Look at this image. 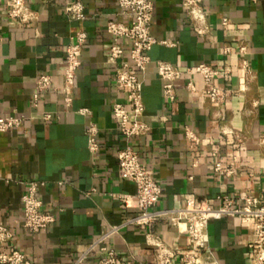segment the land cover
I'll return each instance as SVG.
<instances>
[{
  "label": "crops",
  "instance_id": "0c3cea01",
  "mask_svg": "<svg viewBox=\"0 0 264 264\" xmlns=\"http://www.w3.org/2000/svg\"><path fill=\"white\" fill-rule=\"evenodd\" d=\"M70 1L24 0L36 19L20 23L7 17V2L0 0V118L24 117L18 129L0 134V225L13 233L9 242L0 243V250H17L31 264H75L84 254L80 264H96L98 246L87 252L89 247L111 227L120 226L102 245L126 264H155L147 235L177 253L188 249L185 221H171L172 211L185 207L186 195L198 199L226 195L240 207L243 195L264 191V0H203L202 34L182 0H151V33L168 45L151 47L144 74L134 70L144 79V121L150 130L131 138L130 145L161 188L153 210L167 214L147 226L127 224L141 207L135 184L121 176L116 160L117 150L126 143L117 131L112 106L127 103L124 91L114 83L106 25L126 19L119 15L115 0H82L86 18L76 21L65 12ZM223 19H228L227 26ZM80 30L87 41L74 100L67 107L61 90L64 59L70 37ZM239 41L246 43L245 58L255 73L242 93L237 91L244 82L238 56L222 53L223 45ZM157 61L181 72L172 102L162 97ZM199 63L222 71L215 81L225 94L219 105L201 95V77L187 73ZM40 75L50 77L51 87L33 104L34 82ZM188 82L195 93L186 90ZM80 109L90 114L82 116ZM45 112L58 120L42 121ZM90 123L98 128L95 153L88 150L85 136ZM184 126L198 141L185 138ZM216 163L222 169L235 168L236 173H215ZM31 180L44 183L38 189L42 211L55 219L35 234L22 226L21 198ZM252 232L251 221L236 217L210 221L207 249L218 264H254L248 247Z\"/></svg>",
  "mask_w": 264,
  "mask_h": 264
},
{
  "label": "built area",
  "instance_id": "2783aa9c",
  "mask_svg": "<svg viewBox=\"0 0 264 264\" xmlns=\"http://www.w3.org/2000/svg\"><path fill=\"white\" fill-rule=\"evenodd\" d=\"M8 10L7 17L20 23L30 22L36 19L35 13L26 6L24 0H6ZM118 13L126 19L125 22L109 21L106 32L111 37V45L108 52L110 63L114 68V83L124 91L127 105L115 103L112 106V115L117 131L125 141V146L116 152L118 171L125 179L130 180L136 187V198L141 207L139 215L127 222L128 225L147 226L164 214L153 210L161 195V188L154 180L152 172L143 165L137 153L130 145V139L145 135L149 125L144 121V104L142 90L144 79L135 72L144 74L150 58L148 51L155 44L168 45L165 41H158L151 33L154 6L151 0H115ZM203 0H182L183 7L194 28L200 34L205 32L206 15L202 8ZM65 12L70 19L83 21L86 18L82 0H71L65 6ZM228 19L222 20V25L227 26ZM87 41L85 31H77L70 37L64 59L62 100L69 107L74 100V89L77 72L81 66L82 48ZM127 43V60H124ZM247 45L239 41L235 46L225 44L222 47L224 55L236 54L238 56V68L242 71L244 82L238 86L237 91L246 90L247 82L254 78L251 63L245 58ZM157 77L162 83V97L167 102L175 99V84L181 78L179 69L166 62L155 63ZM229 73V71H223ZM188 74H196L203 82V95L211 104L219 105L224 100V92L216 85L215 81L222 73L216 67L199 63L187 70ZM35 94L33 104H36L39 93L47 91L51 87V79L48 75H40L35 79ZM186 90L195 93L193 83L186 84ZM82 116L90 114L88 109L78 111ZM44 122H55L57 115L45 112L41 117ZM22 116H6L0 118V134L18 129L23 123ZM98 128L90 123L85 129L88 150L95 153L99 149L97 142ZM227 134L223 132L222 135ZM184 135L187 140L198 141L194 132L184 126ZM264 148V143L262 144ZM215 173L232 176L235 168L222 169L219 163L215 164ZM44 183L39 180H31L26 183V190L22 200V226L30 233H38L54 223L51 214L42 211V202L38 197V189ZM242 206H235L234 200L226 195H218L213 199H198L194 195L185 196V207L179 211H172V222L185 221V230L188 237V249L177 253L163 241L151 235L146 236V243L153 248L155 264H218L207 249V226L210 221L220 220L225 217H236L245 221H251L253 232L248 247L250 257L254 264H264V191L257 194H245L241 197ZM120 226L111 227L104 235L93 243L87 252L93 251L98 246V259L96 264H126L111 248L104 245L109 235L117 232ZM13 233L0 225V243L9 242ZM82 255L75 264H80L85 259ZM0 264H31L28 258L17 250L1 251Z\"/></svg>",
  "mask_w": 264,
  "mask_h": 264
}]
</instances>
